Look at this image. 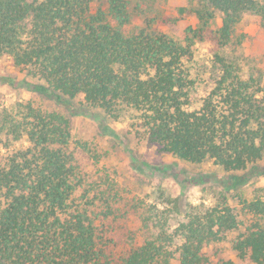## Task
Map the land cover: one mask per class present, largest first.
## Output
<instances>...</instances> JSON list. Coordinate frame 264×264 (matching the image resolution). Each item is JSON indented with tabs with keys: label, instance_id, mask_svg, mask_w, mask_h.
<instances>
[{
	"label": "trees",
	"instance_id": "trees-1",
	"mask_svg": "<svg viewBox=\"0 0 264 264\" xmlns=\"http://www.w3.org/2000/svg\"><path fill=\"white\" fill-rule=\"evenodd\" d=\"M194 1V25L175 38L129 30L127 0H0V57L24 74L0 75V85L67 112L31 100L0 108V264H264V189L172 227L165 209L126 200L94 141L73 139L77 100L128 116L134 146L212 162L227 188L264 167V80L242 65L237 32L246 14L264 27V0ZM201 44L209 53L199 60ZM129 220L117 253L113 225Z\"/></svg>",
	"mask_w": 264,
	"mask_h": 264
},
{
	"label": "rangeland",
	"instance_id": "rangeland-1",
	"mask_svg": "<svg viewBox=\"0 0 264 264\" xmlns=\"http://www.w3.org/2000/svg\"><path fill=\"white\" fill-rule=\"evenodd\" d=\"M131 14L129 30L150 27L181 38L188 26H193L195 17L192 14L197 6L194 0H127ZM238 34L242 33L238 53L245 57L242 65L251 68L252 72L264 80V27L260 17L246 14L237 25ZM208 45H199L196 57L200 60L207 55ZM0 75H11L18 79L24 74L16 71L9 60L0 57ZM210 83L206 78L193 91L197 97L199 92ZM20 100H31L46 110H55L67 115L61 106L25 88H12L7 84L0 85V108ZM76 114L71 116L73 139H89L94 141L105 154L103 160L112 171L119 185L124 189L126 200L142 198L168 211L170 224L175 227L185 216L208 207L227 197L233 206L239 205L242 195L252 198L264 189V173L262 169L251 170L241 177L244 184L236 188L225 187L227 174L212 162L192 164L169 153L160 151L156 145L144 142L134 146L135 141L125 139V127L128 116L117 119L107 118L96 108L82 107L75 100ZM26 144V143H25ZM264 166V160L261 161ZM246 177V178H245ZM132 220L113 225V232L118 237L117 253L124 245L123 236L133 229ZM226 257L233 254L226 251Z\"/></svg>",
	"mask_w": 264,
	"mask_h": 264
}]
</instances>
